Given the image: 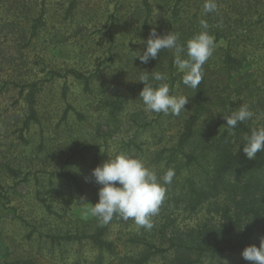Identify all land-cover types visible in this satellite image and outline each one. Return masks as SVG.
Instances as JSON below:
<instances>
[{
  "label": "rangeland",
  "instance_id": "obj_1",
  "mask_svg": "<svg viewBox=\"0 0 264 264\" xmlns=\"http://www.w3.org/2000/svg\"><path fill=\"white\" fill-rule=\"evenodd\" d=\"M148 1L150 11L142 0H0V87H5L0 94V264H121L124 256L141 252L143 241L168 247L169 240L218 219L207 206L190 208L184 200L190 176L185 161H169L193 110L192 87L185 80L187 89L172 88L169 57L159 52L177 7L178 23L169 32L202 42L224 32L228 41L221 45H233L248 64L234 75L232 86L255 79L264 69V24L252 25L250 32L248 27L264 20V0ZM42 12L44 24L34 36ZM203 57L211 63L217 59L207 52ZM176 65L177 72L188 70L186 63ZM52 72L59 76L52 78ZM74 73L91 79L88 89ZM216 77L219 85L227 82ZM34 82L43 88L38 121H29L26 94L16 85ZM145 82L165 86L139 92L114 110L111 103L118 96ZM237 175L231 174L230 182H237ZM116 197L122 222L110 215ZM99 227L108 228L114 254L86 239L61 244L51 239L82 237ZM173 254L149 264H172ZM234 259L235 254L206 255L202 263Z\"/></svg>",
  "mask_w": 264,
  "mask_h": 264
},
{
  "label": "trees",
  "instance_id": "obj_2",
  "mask_svg": "<svg viewBox=\"0 0 264 264\" xmlns=\"http://www.w3.org/2000/svg\"><path fill=\"white\" fill-rule=\"evenodd\" d=\"M142 2L150 11L149 1ZM74 8L75 3L71 11ZM171 16L170 23L166 25L167 40L159 55L169 57L172 88L178 85V89L183 90L185 80H191L193 110L185 120L176 146L170 150L169 161H185L184 169L190 176L187 178L189 191L184 195V200L190 208L197 211L207 206L212 216L218 219H212L203 226L198 225L187 236L178 235L169 240L168 247L143 241L141 252L136 257L124 256L121 264H149L153 258H166L171 252L175 256L172 264H203L202 259L206 255L216 258L227 254L236 255V259L229 264H264V69L255 79L233 87L234 75L246 69L248 64L245 58L236 55L233 45L226 48L221 45L227 43V34L225 36L224 32L216 31L214 40L203 42L195 41L192 36L178 39V33L169 32L170 26L178 23L177 7ZM44 19L45 12H42L33 26L34 36H37ZM259 22L264 24V20L255 21L249 25L248 32L252 25ZM206 52L217 56L214 63H211V59H204ZM177 63H186L188 70L177 72ZM211 66L215 68L213 71ZM215 74L224 76L227 82L219 85L218 78L213 79ZM51 76L55 78L59 75L52 72ZM74 76L89 88V77L82 73H74ZM16 86L21 94H26L29 121H38L36 105L42 83ZM163 86V83L155 82L135 84L111 105L114 110L120 111L133 95ZM4 90V86L0 87V94ZM177 101L182 103L181 98ZM29 121L25 123L27 129ZM97 165L100 175L102 167L98 161ZM10 172L16 174L12 169ZM234 173L239 175L237 182L233 183L230 182V175ZM66 176L78 184L73 175ZM196 177H200L201 181L197 182ZM125 184L126 180L121 175L120 185ZM125 193L128 196V192ZM117 200L116 197L110 215L113 220L122 222L124 213ZM166 227L164 225L162 228L163 236ZM51 239L56 244L86 239L101 252H116L115 242L108 239L107 227H99L92 234L84 232L82 237L66 234L52 236ZM5 264L28 263L13 261Z\"/></svg>",
  "mask_w": 264,
  "mask_h": 264
}]
</instances>
